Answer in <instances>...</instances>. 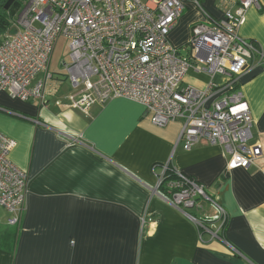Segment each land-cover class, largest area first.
Wrapping results in <instances>:
<instances>
[{
    "label": "crops",
    "instance_id": "0c3cea01",
    "mask_svg": "<svg viewBox=\"0 0 264 264\" xmlns=\"http://www.w3.org/2000/svg\"><path fill=\"white\" fill-rule=\"evenodd\" d=\"M204 4L220 15L213 0ZM190 7L170 33L179 48L200 16ZM238 33L264 53V11L249 8ZM249 66L237 87L263 150L249 167L234 165L222 145L205 139L184 149L179 121L156 126L131 99L110 98L85 115L67 106L73 89L63 75L54 74L44 104L1 91L0 131L15 140L9 158L27 172V181L19 223L9 224L10 214L0 208V264H264V63L255 56ZM210 79L189 68L182 84L203 88ZM225 80L213 76L218 84ZM165 164L225 208L226 240L205 235L202 242L186 213L155 192ZM190 212L214 215L207 200Z\"/></svg>",
    "mask_w": 264,
    "mask_h": 264
},
{
    "label": "built area",
    "instance_id": "2783aa9c",
    "mask_svg": "<svg viewBox=\"0 0 264 264\" xmlns=\"http://www.w3.org/2000/svg\"><path fill=\"white\" fill-rule=\"evenodd\" d=\"M213 1L220 15L207 10L205 0H29L0 37V92L46 103L54 77L50 58L63 36L69 51L61 72L73 89L67 106L87 115L93 105L110 98L134 100L156 126L179 121L178 140L184 149L205 139L222 145L234 165L249 167L263 150L253 139V119L237 79L250 68V58L258 56L264 63V53L238 29L249 8L264 11V0ZM187 2H193L203 18L191 23L185 45L189 52L183 55L168 33ZM192 60L203 64L197 68ZM189 68L211 76L205 87L182 84ZM216 73L226 76L224 83L213 81ZM15 143L0 131V208L10 214L11 225L19 223L27 181V172L9 158ZM169 167L163 165L155 192L186 213L202 242L205 235L226 240L227 211L203 185L171 167L174 177L166 184L168 191L159 188ZM200 200L209 201L212 217L190 212ZM228 245L234 254L239 252Z\"/></svg>",
    "mask_w": 264,
    "mask_h": 264
},
{
    "label": "rangeland",
    "instance_id": "374dc122",
    "mask_svg": "<svg viewBox=\"0 0 264 264\" xmlns=\"http://www.w3.org/2000/svg\"><path fill=\"white\" fill-rule=\"evenodd\" d=\"M28 4H29V0H25V3L24 4H22V7L18 10V13H16V17H15V20L17 19V17H19V15H21V13H22V10L25 8H27V6H28ZM190 6H192L193 8H195V9H198L199 11H200V16H199V18H197V19H202L203 18V13H202V11L193 3V2H191L190 4H189V9L187 8V4H186V8H185V10L183 11L184 13H183V15L184 14H186L188 11H190L191 10V7ZM18 9V7L16 8V10ZM182 15V14H181ZM181 15H180V17H181ZM179 17V18H180ZM179 18L176 20V23H177V21L179 20ZM196 19V20H197ZM176 23L174 24V26L170 29V31H169V33H168V38H169V40H170V42L174 45V46H176L175 45V43L171 40V38H170V33H171V31L174 29V27H175V25H176ZM189 31H190V27H189ZM190 35H191V31H190ZM186 37V33H185V30L184 29H182L181 30V33H180V35H179V38H181V39H183V38H185ZM68 51H69V49H68V46H67V42H66V38L65 37H63V36H60L58 39H57V41H56V43H55V46H54V49H53V52H52V55H51V58H50V64H49V70H50V72H61V63H62V61L63 60H65V59H68V57H67V54H68ZM179 51H180V53L181 54H183V55H186V54H188V47L187 46H183V47H181V48H179ZM197 68H199V67H201V66H196Z\"/></svg>",
    "mask_w": 264,
    "mask_h": 264
},
{
    "label": "trees",
    "instance_id": "16d2710c",
    "mask_svg": "<svg viewBox=\"0 0 264 264\" xmlns=\"http://www.w3.org/2000/svg\"><path fill=\"white\" fill-rule=\"evenodd\" d=\"M6 2L7 0H0V37L11 29L12 23L15 21L16 13H18V10L22 7V4L25 3V0H13L11 6L8 9L4 8ZM17 7L18 9L16 10ZM173 177L174 175L172 173V169L169 167L165 173L164 180L159 187L167 192L168 189L166 188V184L169 180L173 179Z\"/></svg>",
    "mask_w": 264,
    "mask_h": 264
},
{
    "label": "water",
    "instance_id": "95a60500",
    "mask_svg": "<svg viewBox=\"0 0 264 264\" xmlns=\"http://www.w3.org/2000/svg\"><path fill=\"white\" fill-rule=\"evenodd\" d=\"M12 2H13V0H7V2L4 5V8L8 9L11 6ZM53 73L56 75H62L63 74L62 72H53Z\"/></svg>",
    "mask_w": 264,
    "mask_h": 264
}]
</instances>
